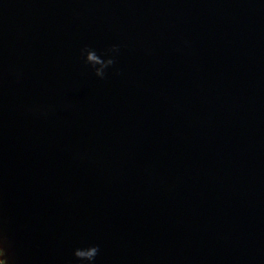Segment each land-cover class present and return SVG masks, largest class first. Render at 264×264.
<instances>
[{"label":"water","instance_id":"95a60500","mask_svg":"<svg viewBox=\"0 0 264 264\" xmlns=\"http://www.w3.org/2000/svg\"><path fill=\"white\" fill-rule=\"evenodd\" d=\"M0 264H264V0H0Z\"/></svg>","mask_w":264,"mask_h":264},{"label":"snow or ice","instance_id":"6c2138e0","mask_svg":"<svg viewBox=\"0 0 264 264\" xmlns=\"http://www.w3.org/2000/svg\"><path fill=\"white\" fill-rule=\"evenodd\" d=\"M4 251H5L4 247L0 246V255H3Z\"/></svg>","mask_w":264,"mask_h":264},{"label":"clouds","instance_id":"9594fccd","mask_svg":"<svg viewBox=\"0 0 264 264\" xmlns=\"http://www.w3.org/2000/svg\"><path fill=\"white\" fill-rule=\"evenodd\" d=\"M3 241L2 240H0V243H2Z\"/></svg>","mask_w":264,"mask_h":264}]
</instances>
